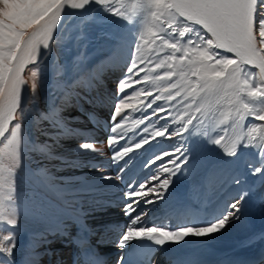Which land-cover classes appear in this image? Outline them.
Segmentation results:
<instances>
[{
    "label": "snow or ice",
    "instance_id": "obj_1",
    "mask_svg": "<svg viewBox=\"0 0 264 264\" xmlns=\"http://www.w3.org/2000/svg\"><path fill=\"white\" fill-rule=\"evenodd\" d=\"M91 2L0 0V28L3 29L0 33V145H3L0 147V225L18 224V209L12 207V193L16 191L14 177L20 166L22 136V124L16 122L17 114L23 110V92L29 84L24 73L29 66L39 62L42 50L50 48L65 10L83 9ZM95 3L118 17L128 19L110 0H95ZM147 4L150 10L148 38L145 39L144 33L140 34L139 43L135 44L140 55L131 53V67L125 65L126 75L132 79L137 69L143 72L145 66L153 64L151 72L163 70L162 73L145 76L144 80L165 86L160 87L159 94L146 105L151 115L141 110L143 119L135 122L137 125L149 122V126L143 128L145 138L131 146L116 147L124 139L120 135L124 125L116 120L126 119L122 116L124 110L134 107L120 100L114 106L110 120L115 126L111 127L106 142L112 149L113 162L124 161L131 153L158 138H174L177 144L171 147L172 151H163L147 161L144 165L147 169L159 164L150 180L146 178L144 183L136 181L127 185L123 206L130 223L117 237L120 248L145 238L155 245L164 246L179 244L188 236H208L222 230L230 219L239 214L240 200L246 195L243 192L204 226L172 225L174 230L169 227H140L141 222L154 223L146 220L148 213L140 205L150 206L164 200L173 177L181 172L188 160L184 138L193 133L194 127L203 124L202 116L223 109L221 125L231 122L241 126H246L245 122L252 118L256 122L248 127L247 136L238 137L230 146L223 145L224 136L209 139V142L223 147L229 156H234L238 146L243 144L257 148L259 155L264 157V107L256 106L264 105V0H147ZM133 7L139 5L134 3ZM96 71L92 70L93 76ZM30 80L34 91L38 87L36 71L31 72ZM128 87L127 81L119 82L118 91L123 93ZM152 95V92H144V100ZM157 101L164 103L157 105ZM153 118L171 123H164L163 127L150 133ZM53 124L58 127L56 122ZM80 148L96 152L92 142H84ZM5 157L11 164L5 162ZM126 167L127 164L115 176L104 175V178L120 181ZM254 171L259 172L261 168L256 167ZM53 209L49 205L45 211ZM14 247L12 231L0 237V264H10ZM88 259L95 264V257ZM122 261L123 258L119 264Z\"/></svg>",
    "mask_w": 264,
    "mask_h": 264
},
{
    "label": "bare ground",
    "instance_id": "obj_2",
    "mask_svg": "<svg viewBox=\"0 0 264 264\" xmlns=\"http://www.w3.org/2000/svg\"><path fill=\"white\" fill-rule=\"evenodd\" d=\"M72 10L66 9L61 21ZM135 50L133 45H129L122 51L111 49L105 52L84 67L75 79L64 78L69 92L45 102L50 110L48 120L40 124V131L31 138V152L36 154L37 159L29 170L17 168L16 176L24 187L35 190L49 203L37 209L23 202L18 203V224L15 227L34 232L37 240L20 245V263L61 264L52 257H63L67 245L78 235L90 240L108 264L127 249V246L120 248L117 240L120 231L130 223L123 206L127 185L136 181L144 183L146 178L150 180L159 164L151 169L144 165L155 155L172 151L171 147L177 144L174 138H158L131 153L129 163V158L120 162L111 159L112 149L108 148L106 141L111 127L115 126L110 120L114 106L120 100L133 105L130 98H124L126 90L120 93L118 86L119 82H123L122 64L130 60L129 55ZM93 69L97 70L95 76L92 75ZM24 78L28 79L25 74ZM83 88L88 94L85 97L78 91ZM28 89L26 87L23 92L22 107L31 101ZM39 104L42 105V102ZM122 116L126 119L117 118L116 122L124 125L120 133L124 139L116 147L131 146L145 138L143 128L148 127L149 122L144 125L135 123L143 119L140 109L136 106L125 109ZM207 118L201 117V126L207 124ZM222 119L219 114L212 120L206 143L196 156L190 154L201 126L194 127L193 133L185 136L184 148L188 160L181 172L173 177L163 201H156L150 206L140 205L148 213L146 220L154 222H141L140 227L166 225L172 228L176 222L181 227L204 226L240 193H246L240 200L237 217L230 219L219 232L202 237L188 236L179 244L170 243L172 249L179 253L186 246L195 247L208 239L211 246L233 252L226 260L228 263L242 264L252 257L262 259L264 256V157L259 155L257 148H245L242 144L234 156H229L224 153L223 147L210 143L209 139L218 138ZM229 123L230 133L222 142L225 147L245 133V126ZM151 125L150 133L154 132L156 125L163 127L164 120L153 118ZM84 142H92L96 152L81 149L80 145ZM212 149L214 152L209 163L199 168L201 158ZM125 164L127 167L121 173L120 181L104 178V175L115 176ZM256 167H260L261 171L255 172ZM151 198L155 200V197ZM49 205L54 209L46 212ZM100 217L106 219L98 222ZM242 234L249 236L244 238ZM54 238L60 242L49 247L48 242ZM156 259L161 262L163 252L157 254Z\"/></svg>",
    "mask_w": 264,
    "mask_h": 264
},
{
    "label": "rangeland",
    "instance_id": "obj_3",
    "mask_svg": "<svg viewBox=\"0 0 264 264\" xmlns=\"http://www.w3.org/2000/svg\"><path fill=\"white\" fill-rule=\"evenodd\" d=\"M110 3L123 13H127V9L131 10L130 16H124L128 19H124L118 17L111 12H108L102 6L95 3V0L89 5H86L85 8L79 10H72L65 18L58 24L57 30L54 33V40L51 42L50 48L48 50H44L39 62L35 66H29L25 71V77L29 80L28 95L30 96L31 101L28 103L26 107H23L22 112L17 114V121L22 124V136H21V145H20V166L19 169L29 170L34 165L37 157L35 153L31 152L32 141L31 138L36 134L41 128V123L48 120L49 115V107L45 104L48 102L47 100H55L56 97L63 95L69 92V89L66 87L64 78L72 79L79 74V72L87 65L95 62L99 57H101L105 52L116 49L117 51L124 50L127 46L133 45L137 43L134 40H130V38H135L139 43V36L141 33H144L145 39L147 36V27L150 22L149 15V6L147 4V0H110ZM138 4L139 7H133V4ZM138 20L137 23L134 18ZM131 20V22H129ZM107 22V23H106ZM137 23V24H136ZM107 24L106 30L101 29L105 28ZM137 25V26H134ZM3 29L0 28V33H2ZM105 31V32H104ZM106 35V36H105ZM106 38V39H105ZM125 42V44H124ZM184 43V41H181ZM116 43L117 46L115 44ZM105 44V45H104ZM111 45V46H110ZM124 45V46H123ZM136 49V47H135ZM97 56H96V55ZM170 54V53H169ZM133 56L140 55V53L135 50L132 53ZM163 54H161L162 56ZM96 56V57H95ZM82 57V58H81ZM95 57V58H94ZM130 57V55H129ZM81 58V59H80ZM94 58V59H93ZM93 59V60H92ZM129 62V63H127ZM158 62V61H156ZM126 63V64H125ZM139 63V61H138ZM131 67V61H125L122 64V70L125 72L127 67ZM107 65L106 67H109ZM154 65L149 64L145 66L146 74L144 75L139 69H137V73L132 74V79L126 75L125 73H121L123 75L122 81H127L129 87L126 88V93L124 94V98H130V102L133 103L134 106L140 111L146 112L148 115H151V110L146 108L147 103H150L154 100L155 95L159 94L158 89L160 87H164L165 85L153 82H146L144 80L145 76L148 75H160L163 70H157L156 72H151V69ZM71 70V74H70ZM32 71L37 72V89H31V80L30 75ZM63 72V73H62ZM122 72V71H121ZM62 75V76H61ZM152 87V88H151ZM124 90V91H125ZM82 97L88 95L87 91L83 89L78 90ZM144 92H152L153 95L149 97L147 101L144 100L143 93ZM73 97V95H70ZM42 102V105L39 104ZM163 101H157L156 104H163ZM86 106H88L86 104ZM257 108L264 107V105L257 104ZM223 109H218L214 112H209L203 117L207 118V126L200 125V134L195 138L192 148H191V156H196L200 154L203 145L207 140V132L209 130V125L212 120L216 117V115L221 114ZM141 111V113H142ZM252 118H248L245 126L244 136L248 134V127H251L252 123H255ZM164 123H171V121H164ZM204 126V127H203ZM160 127L156 125V128ZM230 123L225 125H221L218 127L217 136H224L226 138L230 133ZM207 134V135H206ZM10 135V133H9ZM258 135V134H257ZM243 136V137H244ZM206 137V138H205ZM205 139V140H204ZM243 145V144H242ZM3 147V145H0ZM202 147V148H201ZM201 148V149H200ZM248 148V147H245ZM200 150L198 153H196ZM212 151V152H211ZM214 149L210 150L207 154H205L199 163V168H203L206 166L213 154ZM262 159V158H260ZM5 162L11 164V161L5 157ZM218 167L214 165L213 167ZM14 180L16 181L15 185L20 188H25L28 190V194L26 193H18L15 191L12 193V207L16 206L15 198L18 196H22L26 199L29 205L26 202L18 201L26 203L29 206L37 208H42L41 205H48L47 202L40 194L41 198L33 189L24 187L22 182L15 175ZM32 190V191H30ZM34 191V192H33ZM39 196L40 200L35 196L36 194ZM19 204L17 205V209ZM36 206H38L36 208ZM106 218L100 217L98 222L105 220ZM89 222V221H88ZM5 225L8 227L6 228ZM11 227V228H9ZM14 227V229H12ZM17 228V229H16ZM20 229V230H19ZM27 237L25 236V234ZM9 231L14 233V244L15 247L12 249L11 253V262L10 264H21L17 255L19 256L20 245L25 242H35L36 237L34 236V232L25 231L21 227L18 226H9L7 224L0 225V237L3 235H8ZM32 233V234H31ZM31 234V235H30ZM35 238V239H34ZM54 241H59L57 238L48 242V246H54L57 243ZM23 242V243H22ZM58 242V243H59ZM65 252V250H64ZM2 258V257H0Z\"/></svg>",
    "mask_w": 264,
    "mask_h": 264
},
{
    "label": "crops",
    "instance_id": "obj_4",
    "mask_svg": "<svg viewBox=\"0 0 264 264\" xmlns=\"http://www.w3.org/2000/svg\"><path fill=\"white\" fill-rule=\"evenodd\" d=\"M31 76V75H30Z\"/></svg>",
    "mask_w": 264,
    "mask_h": 264
}]
</instances>
